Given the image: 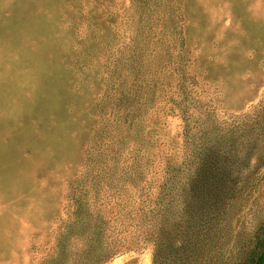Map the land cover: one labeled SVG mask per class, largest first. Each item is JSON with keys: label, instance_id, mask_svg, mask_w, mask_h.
Instances as JSON below:
<instances>
[{"label": "rangeland", "instance_id": "1", "mask_svg": "<svg viewBox=\"0 0 264 264\" xmlns=\"http://www.w3.org/2000/svg\"><path fill=\"white\" fill-rule=\"evenodd\" d=\"M88 230L130 242L102 264H255L264 0H0V264H76Z\"/></svg>", "mask_w": 264, "mask_h": 264}, {"label": "trees", "instance_id": "2", "mask_svg": "<svg viewBox=\"0 0 264 264\" xmlns=\"http://www.w3.org/2000/svg\"><path fill=\"white\" fill-rule=\"evenodd\" d=\"M208 202V158L204 156L200 160L195 174H191L188 178L187 185L184 192V213L187 221L194 220V223L199 225H206L208 223V210L203 209L202 203ZM198 205L200 208H198ZM198 208L199 210H196ZM96 219V218H94ZM85 227H88L90 220L86 221ZM196 226V228H198ZM192 227L188 225L187 228ZM91 231L88 230L87 237L93 242V249L87 251L84 258L78 260L76 264H102L118 251L128 248L130 242L124 241L122 238H112L104 240L99 237L90 236ZM160 256V245L156 241V249L153 254V262L157 264V259ZM264 249L258 254L255 264H263Z\"/></svg>", "mask_w": 264, "mask_h": 264}]
</instances>
